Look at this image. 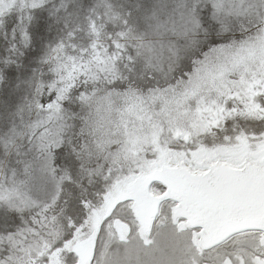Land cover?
Listing matches in <instances>:
<instances>
[{
	"label": "snow or ice",
	"instance_id": "1",
	"mask_svg": "<svg viewBox=\"0 0 264 264\" xmlns=\"http://www.w3.org/2000/svg\"><path fill=\"white\" fill-rule=\"evenodd\" d=\"M0 264H264V0H0Z\"/></svg>",
	"mask_w": 264,
	"mask_h": 264
}]
</instances>
